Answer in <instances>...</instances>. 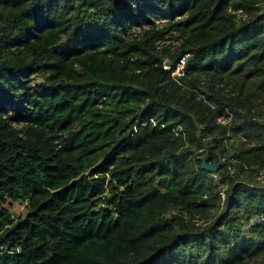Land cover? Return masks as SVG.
<instances>
[{
	"label": "trees",
	"instance_id": "1",
	"mask_svg": "<svg viewBox=\"0 0 264 264\" xmlns=\"http://www.w3.org/2000/svg\"><path fill=\"white\" fill-rule=\"evenodd\" d=\"M261 169L264 0H0V264H264Z\"/></svg>",
	"mask_w": 264,
	"mask_h": 264
},
{
	"label": "built area",
	"instance_id": "2",
	"mask_svg": "<svg viewBox=\"0 0 264 264\" xmlns=\"http://www.w3.org/2000/svg\"><path fill=\"white\" fill-rule=\"evenodd\" d=\"M151 20H154L156 21L157 24H159L160 22H165L166 19H159L157 18L156 16L154 15H151ZM148 25L146 23H143V29L144 28H147ZM133 32H137V33H141L142 32V29L140 26H134L132 27V30ZM188 58H189V54L188 53H184L176 62L175 66H173V63L169 60L168 57H165L164 60H163V68L166 69V70H172V75L173 76H182L184 75V70H185V67H186V63L188 61ZM231 118L232 116L229 115H225V114H222L220 115L218 118H217V121L223 125H227L230 123L231 121ZM180 130V129H179ZM179 130H177V134L179 132ZM258 167V166H257ZM256 167V168H257ZM235 170L233 168L230 169V173L231 174H234ZM215 178L217 179V176H215ZM256 185L258 186H263L264 185V169H261L259 170L257 173H256ZM254 187V185H251ZM223 196L225 197V194L222 193ZM253 223H256V224H259V225H264V213L261 214V215H258L257 217H255L253 219Z\"/></svg>",
	"mask_w": 264,
	"mask_h": 264
},
{
	"label": "rangeland",
	"instance_id": "3",
	"mask_svg": "<svg viewBox=\"0 0 264 264\" xmlns=\"http://www.w3.org/2000/svg\"><path fill=\"white\" fill-rule=\"evenodd\" d=\"M251 85H255V79L253 78V80L250 82ZM250 85H248L249 87ZM9 209L11 210L12 214L14 217H17L20 214H24L25 213V203H12L9 206Z\"/></svg>",
	"mask_w": 264,
	"mask_h": 264
},
{
	"label": "water",
	"instance_id": "4",
	"mask_svg": "<svg viewBox=\"0 0 264 264\" xmlns=\"http://www.w3.org/2000/svg\"><path fill=\"white\" fill-rule=\"evenodd\" d=\"M221 164H222V161L215 162V163H208L206 160L203 161V167H205L211 171L218 170Z\"/></svg>",
	"mask_w": 264,
	"mask_h": 264
}]
</instances>
